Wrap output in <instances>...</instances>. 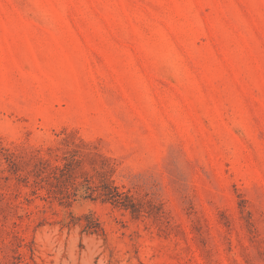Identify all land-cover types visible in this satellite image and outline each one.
Masks as SVG:
<instances>
[{
	"label": "rangeland",
	"instance_id": "obj_1",
	"mask_svg": "<svg viewBox=\"0 0 264 264\" xmlns=\"http://www.w3.org/2000/svg\"><path fill=\"white\" fill-rule=\"evenodd\" d=\"M0 264H264V0H0Z\"/></svg>",
	"mask_w": 264,
	"mask_h": 264
},
{
	"label": "trees",
	"instance_id": "obj_2",
	"mask_svg": "<svg viewBox=\"0 0 264 264\" xmlns=\"http://www.w3.org/2000/svg\"><path fill=\"white\" fill-rule=\"evenodd\" d=\"M66 153L61 164H52L49 159L40 157L33 170L36 178L47 181L50 190L59 194H65L69 190V185L76 187L77 175L73 170L77 162H79L77 150L69 148ZM97 174V181L92 180L91 177L85 179L89 183L87 188L91 197L102 198L104 201L122 205L132 209L133 212L141 211L140 202H137L128 191L121 190L108 172L101 171L97 172ZM64 190L65 192H63ZM89 227L94 228L96 231L100 229L99 224Z\"/></svg>",
	"mask_w": 264,
	"mask_h": 264
}]
</instances>
